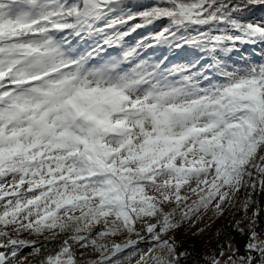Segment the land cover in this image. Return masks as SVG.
<instances>
[{
    "label": "snow or ice",
    "instance_id": "obj_1",
    "mask_svg": "<svg viewBox=\"0 0 264 264\" xmlns=\"http://www.w3.org/2000/svg\"><path fill=\"white\" fill-rule=\"evenodd\" d=\"M0 264H264V0H0Z\"/></svg>",
    "mask_w": 264,
    "mask_h": 264
}]
</instances>
